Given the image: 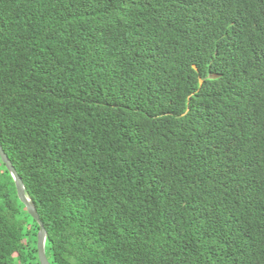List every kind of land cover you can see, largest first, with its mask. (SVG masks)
Here are the masks:
<instances>
[{
  "label": "trees",
  "instance_id": "trees-1",
  "mask_svg": "<svg viewBox=\"0 0 264 264\" xmlns=\"http://www.w3.org/2000/svg\"><path fill=\"white\" fill-rule=\"evenodd\" d=\"M0 146L50 264H264V0H0Z\"/></svg>",
  "mask_w": 264,
  "mask_h": 264
},
{
  "label": "water",
  "instance_id": "water-1",
  "mask_svg": "<svg viewBox=\"0 0 264 264\" xmlns=\"http://www.w3.org/2000/svg\"><path fill=\"white\" fill-rule=\"evenodd\" d=\"M0 161L4 164L6 170L9 172L15 186V191L18 200L23 204L24 208L26 209L28 215L36 222L38 225V230L36 233V251H37V258L39 264H50L45 256L44 252V243L46 238V232L43 227L42 222L40 221L34 203L29 199L24 190V186L22 183L21 178L16 173L13 165L11 164L10 160L2 150L0 146Z\"/></svg>",
  "mask_w": 264,
  "mask_h": 264
},
{
  "label": "rangeland",
  "instance_id": "rangeland-1",
  "mask_svg": "<svg viewBox=\"0 0 264 264\" xmlns=\"http://www.w3.org/2000/svg\"><path fill=\"white\" fill-rule=\"evenodd\" d=\"M32 230L34 231V228H32ZM35 233H36V231H35ZM31 240H33V237H31ZM35 240H36V237H35ZM35 246H36V242H35ZM45 247L47 248L48 245L47 244L45 245V243H44V252H45ZM45 256H46L47 259L50 260V255H49L48 250H47V255H46V252H45Z\"/></svg>",
  "mask_w": 264,
  "mask_h": 264
}]
</instances>
